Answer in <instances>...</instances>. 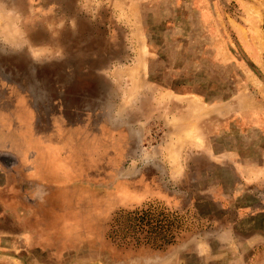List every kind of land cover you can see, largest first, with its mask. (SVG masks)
<instances>
[{"label": "rangeland", "instance_id": "obj_1", "mask_svg": "<svg viewBox=\"0 0 264 264\" xmlns=\"http://www.w3.org/2000/svg\"><path fill=\"white\" fill-rule=\"evenodd\" d=\"M0 264H264V0H0Z\"/></svg>", "mask_w": 264, "mask_h": 264}]
</instances>
